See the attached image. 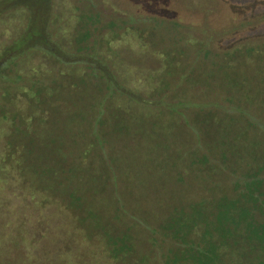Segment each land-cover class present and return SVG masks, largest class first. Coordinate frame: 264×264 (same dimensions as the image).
I'll list each match as a JSON object with an SVG mask.
<instances>
[{"label": "rangeland", "instance_id": "374dc122", "mask_svg": "<svg viewBox=\"0 0 264 264\" xmlns=\"http://www.w3.org/2000/svg\"><path fill=\"white\" fill-rule=\"evenodd\" d=\"M93 13L100 55L119 78L150 97L199 100L189 103L212 109L197 111L208 128L193 122L194 109L185 118L121 94L108 98L111 111L97 120L104 81L81 62L59 61L43 50L51 37L67 51H81L78 35L89 26L81 16ZM22 32L2 54L13 48L23 54L0 66V264H49L38 240L44 214L65 213L55 172H45L57 158L89 164L83 191L103 221L87 238L72 225V264H126L105 255L104 227L129 233L138 264H163L175 241L160 234L154 241L149 223L162 224L176 206L231 195L235 174L264 166V0H0V50ZM206 41L214 54H232L230 63L241 72L237 89L247 105L241 114L222 117L204 101L214 90L192 82L218 77L212 60L198 56ZM91 58L102 70L104 63ZM99 139L109 140L105 148Z\"/></svg>", "mask_w": 264, "mask_h": 264}, {"label": "trees", "instance_id": "16d2710c", "mask_svg": "<svg viewBox=\"0 0 264 264\" xmlns=\"http://www.w3.org/2000/svg\"><path fill=\"white\" fill-rule=\"evenodd\" d=\"M81 17L84 19L82 21L87 22L89 25L86 30L81 31L78 35L81 51H67L51 37L49 38L50 41H46L48 45L43 50L55 56L59 61L70 63L81 62L90 69L91 74L104 81V108L101 109L97 120L101 123L104 122L103 117L105 113L111 111L110 106L105 104L108 98L114 94H121L132 100H140L146 104L157 103L166 109L169 108L172 111L181 113L185 118H189L191 114L188 110L194 109L193 112L196 113L194 114L193 122L195 124L198 122L200 125L203 123L201 125L203 130L204 128H208L207 119H198L199 114L197 111L200 108H196L193 106L194 104L189 103V101L196 103L199 100L187 97L177 101H168L165 97H161L160 99L150 97L126 85L119 78L118 73L113 70L110 61L100 55L99 35L96 33L98 32V15L96 13L83 14ZM112 25L115 26L114 23ZM23 32L0 50V66L2 62L6 65V63L12 62L16 57L23 54L14 48L2 54L13 45L15 40L21 38ZM194 42L196 44V41ZM208 43L209 41L201 42V45L198 46L199 50H197L198 56H202L203 59L208 58L212 60L214 71L218 73V77L213 76L215 77L214 82H202L197 81V79L193 81V77L191 80L192 82L208 85L214 90L212 91L214 92L213 98L204 101L212 102L213 110H221L223 112L222 117L233 112L241 114V111H243L242 106H247L245 95L241 94V91L237 89L236 79H238V76L240 77L241 72H239L236 65H231L232 54L230 56L228 53H224L223 55L220 53L214 54L209 49ZM56 47H58V52L52 54V51ZM77 53L79 55L75 56L74 54ZM91 57H97L104 63L102 70L97 69ZM193 69L194 67L191 66V70ZM231 71H234V74H231ZM216 79L221 83L220 85L216 83ZM201 110L205 111V114L212 111L209 108L208 111L205 109ZM192 125L194 124L192 123ZM117 127L120 128L121 126L119 127V124H117ZM94 128H98V122L95 123ZM223 138H225L227 144L228 135H224ZM105 143L108 144L109 140H100V145L103 144L104 148L106 146ZM207 155L209 156L210 154ZM112 160L110 159V161ZM221 160L226 164L227 159ZM197 163H201V161H197ZM85 170L89 171L90 166L88 164L84 167L82 159L57 158L55 166L51 168L47 166L46 174L48 175V173L54 171L55 182L61 187L60 191L64 198V204L60 206H62L65 213L61 210L55 213L52 212L53 218L50 217L51 214L48 212L44 214L46 218H43L44 223L41 225V238L38 240L41 243V250L39 252H41L43 263L72 264L75 262L77 258L76 250L68 251V246L73 243L72 237L74 232L71 229L72 225L79 228L81 230L80 233L85 238L93 235L96 228L102 226V218L92 208L83 191L82 175H84L83 172ZM194 170H196V166ZM187 176L188 172L184 170V175L181 177ZM88 178L89 180L99 179V183L101 184V178L93 176H89ZM232 182L235 192L231 195H223L212 200L206 197L192 202L190 204L191 208L186 205L176 206L164 218L162 224L157 225L155 223L154 225H150L149 223L147 225L154 241L157 240V234L163 237H171L175 241L174 248L169 252L163 264H264V166L256 165L249 172L237 173L234 175ZM15 195L17 196V194ZM125 202V200L120 199V207L123 206L126 209ZM30 204H32V200ZM1 208L2 205H0ZM23 211H19L22 216ZM139 217L141 218L142 215L139 214ZM193 233H195L194 236H192ZM103 235V244H105L104 253L106 256L111 255L116 259L117 257L123 258L126 264L141 263L135 252V244L129 239V233H116L104 227ZM47 239L49 245L53 244L51 248L47 246ZM2 243L0 241V251L3 249ZM232 250L238 252L237 258H231L227 255ZM90 264L109 263L92 262Z\"/></svg>", "mask_w": 264, "mask_h": 264}, {"label": "flooded vegetation", "instance_id": "af4514ba", "mask_svg": "<svg viewBox=\"0 0 264 264\" xmlns=\"http://www.w3.org/2000/svg\"><path fill=\"white\" fill-rule=\"evenodd\" d=\"M52 14V13H51Z\"/></svg>", "mask_w": 264, "mask_h": 264}]
</instances>
